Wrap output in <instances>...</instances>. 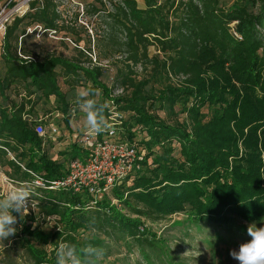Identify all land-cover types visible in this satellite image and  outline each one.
Returning <instances> with one entry per match:
<instances>
[{
	"label": "trees",
	"instance_id": "16d2710c",
	"mask_svg": "<svg viewBox=\"0 0 264 264\" xmlns=\"http://www.w3.org/2000/svg\"><path fill=\"white\" fill-rule=\"evenodd\" d=\"M85 14L95 18L99 52L87 67L61 54L35 57L27 45L28 29L35 27L45 38L61 30L79 35L65 27L54 0L33 3L7 28L0 46V163L19 183L32 181L28 171L48 181L62 178L68 163L44 150L51 138L37 134L43 120L35 106L54 97L69 126L74 89L89 84L100 91L106 117L114 98L129 139L146 132L148 154L142 170L113 189L118 205L104 197L92 206L87 193L35 190L39 214L56 219L50 231L32 212L17 224L14 243L25 264H56L59 240L93 243L106 249L105 257L110 242H129L146 262L163 260L147 222L179 214L194 225L226 226L235 218L263 224L264 0H237L229 8L220 0H94ZM77 50L80 56L93 52ZM102 60L119 67L116 84L105 82ZM116 91L122 94L115 98ZM161 108H179L175 116L185 120L153 114ZM70 146L69 161L85 158L84 150Z\"/></svg>",
	"mask_w": 264,
	"mask_h": 264
},
{
	"label": "rangeland",
	"instance_id": "374dc122",
	"mask_svg": "<svg viewBox=\"0 0 264 264\" xmlns=\"http://www.w3.org/2000/svg\"><path fill=\"white\" fill-rule=\"evenodd\" d=\"M54 1L58 5V10L63 17L65 27L67 29H76V32H78L79 35H73L68 33L67 30H61L58 33L51 32L45 38L43 36L44 31H42L40 27L28 29V34H30L32 38L27 41V45L33 47L35 53L34 56L41 57L52 54H61L68 58L81 59L86 67L89 65L87 63L89 57L93 59V63L94 60L97 61L99 52L95 47L97 39V26L94 23L95 18H91L85 14L86 8L93 5L94 0ZM236 1L237 0H220V4L225 8H229ZM37 28L39 29L33 34L34 30ZM1 43H3V41H1ZM89 47L92 48V54H85V56H80L78 54L77 48L85 50ZM114 63L115 61L113 60H102L100 63L108 70L104 79L107 84H110L111 82H115L114 84L117 83L116 77L119 72V67ZM4 69V64L1 60L0 47V74L4 73ZM140 71L141 70L138 69V72ZM114 79L115 81H113ZM61 86L65 89L63 83H61ZM155 87L161 86L156 84ZM77 88H79V86L74 89L75 91L72 94V108L70 112L71 121L69 126H67L66 122L68 116L66 118L63 117L61 106L55 101L54 97L49 101H40L35 106V108H37L38 119L43 120V125L47 132H50L51 128H57L60 133V136H56L57 140L56 138L54 140L53 137L45 141L44 150L48 153L51 159L63 163L64 165H66L71 159L70 153H68L69 151L67 150L71 147L69 132L74 133L77 131L79 134H83L84 132L83 113L73 102ZM179 112V108H176L173 113L161 108L153 111V114L155 115L156 113L160 118L171 123H174V121L178 119L180 122H183L186 117L185 115H180L178 119L175 116V114ZM144 133L145 134H143L142 137L138 138L142 141L140 143L141 145L143 144V141L147 142L149 139L146 132ZM77 136L76 133L73 134L74 139ZM174 144L177 145V142ZM13 156H10L11 160H13ZM81 160H84V157H82ZM0 182H2L0 183V195H3L8 188L15 185H26L17 181V176L12 168L8 165L3 166L1 163ZM39 197L37 193H33V204L32 207H30L32 208L31 212L37 221L36 223L41 225L45 231H50L55 226L56 217L45 220V218L39 214ZM108 197L114 198L112 194ZM30 215L31 213L29 212L27 216ZM28 223H30V221H28ZM250 224H255L258 228L264 227V223H250L238 218H235L234 221L226 226H216L205 223L194 225L189 222L188 217L184 214L172 216L161 222H147L148 227L151 228L152 233L155 234L159 240L157 245L161 249L160 254L165 256L163 260L155 258L153 263H148L142 257L139 247L133 243L130 244L129 242L122 241L119 244L110 242L111 252L108 257L104 258L103 264H239L237 260L230 256V251H238L239 246L242 243L251 240V237L247 233V227ZM14 241V237L12 236L3 243H0V264L26 263L27 257L25 256L23 249L15 245Z\"/></svg>",
	"mask_w": 264,
	"mask_h": 264
},
{
	"label": "built area",
	"instance_id": "2783aa9c",
	"mask_svg": "<svg viewBox=\"0 0 264 264\" xmlns=\"http://www.w3.org/2000/svg\"><path fill=\"white\" fill-rule=\"evenodd\" d=\"M35 2L42 3L43 0H0V40L5 38L7 28L13 21L24 17ZM121 94L122 91H116L113 97L116 98ZM124 118L112 98L108 101L106 119L109 129L106 132L94 138H90L83 132V134H77L76 140L73 136L70 139L71 144L84 150V160L69 161L67 173L53 181L45 180L40 174L28 171L33 178L30 183L25 184L31 187L33 193L38 189L67 191L75 194L87 193L91 197L92 206L96 205L101 197L103 199L111 196L115 187L142 170L148 154L146 148L140 144V139H129L123 132ZM36 132L42 138L54 137L55 140L57 135L60 136L57 128H51L48 134L42 124L37 125ZM110 198L113 204H119L118 200ZM31 211L32 208L29 207L28 213Z\"/></svg>",
	"mask_w": 264,
	"mask_h": 264
},
{
	"label": "clouds",
	"instance_id": "9594fccd",
	"mask_svg": "<svg viewBox=\"0 0 264 264\" xmlns=\"http://www.w3.org/2000/svg\"><path fill=\"white\" fill-rule=\"evenodd\" d=\"M99 96L100 91L89 84L77 88L73 101L83 113V130L90 138L109 129L105 116L107 105L98 100ZM32 197L29 185H15L0 195V243L17 233V224L23 221L29 207H32ZM247 233L251 240L242 243L238 251L231 250L230 256L239 264H264V227L250 224ZM105 256V248L90 242L77 247L59 240L56 248V264H103Z\"/></svg>",
	"mask_w": 264,
	"mask_h": 264
},
{
	"label": "crops",
	"instance_id": "0c3cea01",
	"mask_svg": "<svg viewBox=\"0 0 264 264\" xmlns=\"http://www.w3.org/2000/svg\"><path fill=\"white\" fill-rule=\"evenodd\" d=\"M1 41H2V40H0V46H1V44H2Z\"/></svg>",
	"mask_w": 264,
	"mask_h": 264
}]
</instances>
